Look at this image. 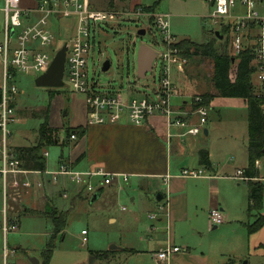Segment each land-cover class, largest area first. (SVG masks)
I'll return each instance as SVG.
<instances>
[{"label": "rangeland", "instance_id": "1", "mask_svg": "<svg viewBox=\"0 0 264 264\" xmlns=\"http://www.w3.org/2000/svg\"><path fill=\"white\" fill-rule=\"evenodd\" d=\"M140 1L141 3L137 4L139 6L155 5L154 10L151 11L169 13L171 30L179 40L190 39L202 43L213 38V30L221 28L209 17L212 9L210 1L161 0L157 4H155L156 0ZM255 1L256 9L264 14V0ZM91 2L94 8L103 10H127L130 4L136 3L132 0H91ZM239 2L237 7L233 8V12L239 9L244 10L243 7H240ZM3 7L4 0H0V42L4 38ZM49 25L61 39V44L70 40L76 32L75 18H61L59 25L50 20ZM141 29H146V34L140 35L139 30ZM256 30L254 29L255 32ZM95 39L88 56V69L90 76L98 80L101 91L114 90L126 94L132 88L134 96H142L152 94L153 89L160 85L161 58L155 61L153 70L149 71L145 78L138 77L137 56L140 46L147 44L158 52L164 50V46L161 44V34L153 21L150 20V16L133 15L130 18L127 16L113 18L98 29ZM231 46L230 41L229 50L234 55ZM42 48L43 50L51 49L49 46ZM106 59L111 61V66L108 70H103ZM211 61L204 55L187 57L183 71L189 67L193 73L199 71L207 76V72L210 70L213 74ZM2 75L3 60L0 56V85L3 83ZM37 76L33 72L18 74L17 121L11 125L12 140L15 144H35L44 118L35 116L33 113L40 112L50 103L51 125L57 127L60 139L59 144L44 149L49 152L47 159L48 166L51 168L57 166L62 153L68 160L75 144L84 141L79 139L82 136H79L77 140L69 139L68 130L79 125H91H87L88 117L84 95L72 91L69 85L58 88L60 92L46 87H38L35 83ZM193 77H195L194 74ZM254 80L256 84H259L256 76ZM52 93H56L53 98H51ZM209 117L212 122L207 125L210 130L208 147L216 162L231 163L234 166L248 164L246 155L247 106L231 102L209 106ZM112 139V135L105 139L103 153L110 156L108 157L109 162L113 160L121 165V161L115 158L117 147L113 148ZM93 147L95 148L94 144ZM126 166L128 167V165ZM260 169V181L264 182V166L262 165ZM18 181L19 184H15L10 180L7 200L2 187H0V221L6 200L8 219L16 218L19 223L18 229L9 231L7 235H4L0 225V264H4L5 246L10 251L9 264H33L31 258H36L39 260V264H43L47 244L54 231L53 222L46 211L54 207H57L62 213H67V210L63 209H68L69 214L64 230L54 238L55 245L48 264H162L145 260L142 257H133L122 251L115 252L107 259L98 257V252L111 249L112 244L121 247V244L126 242V237L130 234L128 229L134 211L138 210L145 220L149 219L147 217L149 211L144 208L140 209L132 203L131 195L133 194L129 184H125L121 190L117 188V192H119L117 197L116 194H111L96 202H90L89 198L83 196L72 202V197L66 199L62 196H55L53 191L49 192L50 195L46 191L43 194L38 192V199L35 202L34 185L27 191L24 190L21 180ZM239 183L247 191L246 181ZM122 184L124 183L120 182V185ZM42 195L48 204L43 201ZM226 195H228L227 191L224 196ZM248 203H246L245 210L235 211L236 217L228 225L225 226L221 223L217 227L211 226L209 231H204L201 234L194 233L191 222L185 221L184 226L175 230V242L180 244L182 249H185V246H190L191 251L196 250L204 253L206 264H245V262L247 264H263L264 247L260 244H264V229L251 235L248 232V223L254 220V217H250L247 212ZM262 212L264 213V201ZM111 217H117V221H112ZM181 234L185 236L189 244L181 243ZM84 238L87 240L84 241ZM13 250H15L14 253H12Z\"/></svg>", "mask_w": 264, "mask_h": 264}, {"label": "built area", "instance_id": "2", "mask_svg": "<svg viewBox=\"0 0 264 264\" xmlns=\"http://www.w3.org/2000/svg\"><path fill=\"white\" fill-rule=\"evenodd\" d=\"M212 1L209 17L220 26L230 25L234 53H240L245 46L254 48L255 76L259 80V84H256L254 80L257 88L256 94L259 98L264 99V14L256 9L255 0ZM238 1L244 10L239 9L233 12ZM3 11L5 17L4 38L0 42V56L4 69L3 83L0 88V185L6 200L11 175L45 172L51 176L54 182H59L62 177H66L72 183L83 186L86 191L91 193L96 190L95 184L104 187L120 179L124 181L129 179L127 173H113L104 167L93 170H77L68 161H61L56 169L29 170L22 165V160L12 146L11 125L17 121L18 74L33 72L39 75L45 72L56 52L63 45L60 43L61 39L50 27V20L57 25L64 17L76 20L74 36L70 40L64 41L68 45L64 81L72 91L84 95L87 107V125L115 124L119 123L124 116H127L132 123L142 125L152 115L160 114L165 118L169 127L184 128V134L203 133L209 118V105L201 103L200 95L193 99L194 103H198L196 107L193 106L187 111L175 108L174 98L180 94V90L174 73L175 70H184L187 57L181 54L178 46L180 40L171 30L169 13L148 11L143 5L127 10H101L94 8L91 0H39L35 8L25 7L22 0H4ZM33 13H37L38 16L34 17ZM133 15L150 16L161 34V44L164 46V50L157 51V57L153 64L154 68L155 61L161 58L160 85L153 89L152 94L142 96H134L132 88L126 94L114 90L101 91L98 80L90 76L88 69V56L95 43L96 32L113 18L120 16L130 18ZM254 29H257L256 32ZM44 46H49L51 49L43 50ZM187 117H197V121L191 122L186 119ZM68 138L76 139L77 135L72 133ZM44 154L48 156L49 152L45 151ZM205 174L204 167L184 168L181 171V175L185 177H200ZM232 177L247 181L250 179L242 169L237 170V173ZM95 178L98 179V183L94 182ZM165 181H167V177H165ZM21 182L26 187L32 185L29 179ZM14 183L19 184L18 179ZM62 195L68 197L67 192H63ZM6 200L1 224L4 235L19 227L16 218L9 220L7 217ZM160 209L165 210V206L161 205ZM152 217L155 218L156 215L152 214ZM209 219L211 225H219L225 221V216L219 207H215L211 209ZM86 240L84 238V241ZM4 250V264H9L10 251L6 246ZM181 250L182 247L178 245L168 244L159 248L154 255L160 261H168ZM14 252L15 250L12 251V253Z\"/></svg>", "mask_w": 264, "mask_h": 264}, {"label": "crops", "instance_id": "3", "mask_svg": "<svg viewBox=\"0 0 264 264\" xmlns=\"http://www.w3.org/2000/svg\"><path fill=\"white\" fill-rule=\"evenodd\" d=\"M132 1L136 3L130 4L129 8L137 7L139 6L137 4L141 3L140 0ZM22 3L27 8H35L39 0H22ZM33 14L34 17L38 16L37 13ZM211 77L210 70L207 72V76L199 71L193 73L189 70V67L188 69L186 67V71L175 70L174 78L180 89V94L174 98L175 108L187 111L193 108L195 96L206 93L216 95L217 89ZM229 102L247 106L248 108L247 101L242 97H225L221 95H216L210 101L209 106ZM186 119L191 122L197 121V117H187ZM211 122L212 120L209 117L203 133L197 135L184 134L185 130L182 127H169L165 118L160 114L152 115L142 125H136L127 116H124L119 123L86 126V134L79 138L84 140L83 143L77 142L75 144V147L70 152L69 159L67 160L62 153L57 166L50 168L47 159L49 155L45 156L47 161L46 169H56L61 161H68L77 170H93L98 167H104L113 173H127L129 175L127 181L120 179L104 187L95 184L96 190L93 193L86 191L83 186L72 183L66 177H62L59 182H54L51 176L45 172L11 175L10 180L12 182L16 179L21 181L29 179L32 185L30 187L22 186L24 190L29 191L34 185L35 202L38 199V192L43 194L45 191L48 194L53 191L55 196L62 197V193L67 192L68 197H72V202L81 196L89 198L91 202L92 196L98 192L99 197L94 201L96 202L98 199L111 194H116L117 197L119 193L117 188L121 190V188L125 187V184H129L133 194L131 195L132 203L136 204L140 209L144 208L149 211L147 217L150 220H145L138 210L134 211L131 216V225L128 229L130 234L126 237V242L121 244V248L113 249L114 252L108 253L106 258L102 259H107L110 255H114L115 252L122 251L133 257H142L145 260L162 264H206V255L196 250L191 251L190 246H185V249L182 250L186 251L182 252L181 250L168 261H158L154 253L168 244L180 246V244L175 242L174 234L175 230L184 226L185 221L191 222L194 233L201 234L204 231H209L211 226H218L210 223L209 213L212 208L219 207L223 211L226 219L223 224L226 226L236 217L235 211L245 210L246 203L249 202V188L247 187L246 191L239 183L242 181L247 183V180H239L232 177L237 173V170L242 169L244 171L248 164H236L234 166L231 163L220 164L216 162L212 151L208 147L210 130L207 125ZM89 127L91 128L89 129ZM111 135L113 137V148L117 147L115 151L117 156L115 158L121 161V165L113 160L109 162L108 157L110 156H106L103 153L105 139L110 138ZM78 137L74 140H77ZM248 141L249 109L247 157ZM12 146L16 151L18 146L27 145L15 144L12 140ZM203 150L209 153L211 166H205L201 162L200 153ZM262 165L264 166V157L257 162L260 172ZM200 167H204L206 170L204 176L185 177L181 175V171L184 168ZM165 177H167V181H165ZM258 179L260 181L261 176L260 178H253V181H258ZM236 181L239 182L237 183ZM94 182L98 183V179L95 178ZM120 182L124 184L120 185ZM0 187L2 186L0 185ZM101 188L103 189L99 192ZM226 191L228 195L224 196ZM158 196L161 199H158ZM68 197L63 198L68 199ZM42 198L48 204L44 195H42ZM161 205L165 206V210L160 209ZM63 210H67L68 219L69 210ZM262 210L263 207L259 213L264 214ZM152 214H155L156 217L153 218ZM250 217H254V220L256 218L255 215ZM111 219L112 221H117V217H111ZM262 229H264V226L258 231L250 233V235ZM181 243L189 244L183 234H181ZM263 245L260 244L262 247Z\"/></svg>", "mask_w": 264, "mask_h": 264}, {"label": "trees", "instance_id": "4", "mask_svg": "<svg viewBox=\"0 0 264 264\" xmlns=\"http://www.w3.org/2000/svg\"><path fill=\"white\" fill-rule=\"evenodd\" d=\"M161 0H156L155 4ZM147 10H154V6H144ZM153 21V19H150ZM213 38L198 43L190 39L180 40L178 46L181 54L185 57L194 55H204L209 57L213 63L212 82L217 89L216 95L225 97H242L248 103L249 109V141H248V166L244 173L250 177L247 181L249 188V216L255 215L256 218L248 223L249 233L258 231L264 226V214L259 213L263 207L264 198V183L261 181H253V178H260V171L257 166L259 159L264 157V99L259 98L256 94L257 88L254 83L256 66L254 63L255 53L252 46H245L240 53L232 55L229 50L232 32L230 25L221 26L223 38L216 35L213 30ZM225 36V37H224ZM217 41V43H215ZM232 47V46H231ZM55 92H60L58 88ZM56 93L51 94V98ZM215 94H202V104L210 105V101L216 96ZM1 96V91H0ZM52 101V100H51ZM198 103H194L196 107ZM50 103L48 107L40 112H34L35 116H42L44 122L40 125L37 141L35 144L27 146H18L16 153L23 161L22 165L29 170L44 171L47 167L45 157V148L51 145L60 143L58 129L51 125L50 121ZM87 132V127L83 125L70 128L68 130L69 137L72 133L77 136H83ZM200 160L205 166H211L209 153L205 150L200 153ZM103 188L99 189V192ZM47 215L53 222L54 231L51 239L47 244L45 252V261L43 264H48L54 248V238L62 230L67 223V214L60 212L57 208H51L46 211ZM264 247V245H263ZM114 252L113 249L98 252V257L106 258L108 253ZM264 264V263H263Z\"/></svg>", "mask_w": 264, "mask_h": 264}, {"label": "water", "instance_id": "5", "mask_svg": "<svg viewBox=\"0 0 264 264\" xmlns=\"http://www.w3.org/2000/svg\"><path fill=\"white\" fill-rule=\"evenodd\" d=\"M210 1L213 4L212 0H205ZM216 35L220 38H223V34L221 29L215 31ZM140 35L146 34V29L139 30ZM67 50L68 45L65 42L61 48L56 52L53 60L48 67V69L39 74L35 78V83L38 87H46V88H61L65 86L64 75H65V66H66V59H67ZM157 57V51L152 46L147 44H142L138 51V77L145 78L147 73L153 69L154 60ZM111 66V61L107 59L104 62L103 69L108 70ZM207 132V130H206ZM264 152V149H263ZM99 197V193H95L92 198L91 202H94ZM158 199H161L158 196ZM121 248L115 244L111 245V249ZM33 264H39V260L36 258H31ZM247 264V262H245Z\"/></svg>", "mask_w": 264, "mask_h": 264}]
</instances>
